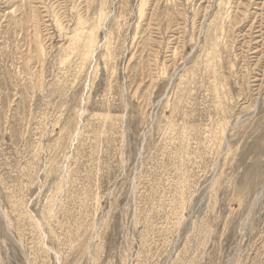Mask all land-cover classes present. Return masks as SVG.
<instances>
[{"label":"rangeland","instance_id":"rangeland-1","mask_svg":"<svg viewBox=\"0 0 264 264\" xmlns=\"http://www.w3.org/2000/svg\"><path fill=\"white\" fill-rule=\"evenodd\" d=\"M0 264H264V0H0Z\"/></svg>","mask_w":264,"mask_h":264},{"label":"bare ground","instance_id":"bare-ground-1","mask_svg":"<svg viewBox=\"0 0 264 264\" xmlns=\"http://www.w3.org/2000/svg\"><path fill=\"white\" fill-rule=\"evenodd\" d=\"M5 1V0H4ZM141 1V0H140ZM60 2V1H59ZM46 7V6H45ZM101 10V9H100ZM96 13V12H95ZM119 13V12H118ZM177 13V12H176ZM178 14V13H177ZM180 14V13H179ZM101 16V15H99ZM125 16V15H124ZM247 17V16H246ZM86 19V18H85ZM159 19V18H158ZM169 19V18H168ZM118 20V19H117ZM135 20V19H134ZM83 21V20H82ZM179 22V21H178ZM104 23V22H103ZM171 23V22H170ZM105 24V23H104ZM140 25V24H139ZM180 25V24H179ZM250 27V26H249ZM205 31V30H204ZM143 38V37H142ZM111 41V40H110ZM187 46V45H186ZM136 47V46H135ZM159 71V70H158ZM177 73V72H176ZM173 78V77H172ZM188 103V102H187Z\"/></svg>","mask_w":264,"mask_h":264}]
</instances>
